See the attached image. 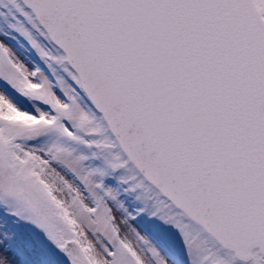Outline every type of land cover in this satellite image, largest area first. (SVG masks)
Wrapping results in <instances>:
<instances>
[{
	"label": "snow or ice",
	"instance_id": "6c2138e0",
	"mask_svg": "<svg viewBox=\"0 0 264 264\" xmlns=\"http://www.w3.org/2000/svg\"><path fill=\"white\" fill-rule=\"evenodd\" d=\"M0 264H264V0H0Z\"/></svg>",
	"mask_w": 264,
	"mask_h": 264
},
{
	"label": "rangeland",
	"instance_id": "374dc122",
	"mask_svg": "<svg viewBox=\"0 0 264 264\" xmlns=\"http://www.w3.org/2000/svg\"><path fill=\"white\" fill-rule=\"evenodd\" d=\"M13 47H16V45H15V44H13Z\"/></svg>",
	"mask_w": 264,
	"mask_h": 264
}]
</instances>
